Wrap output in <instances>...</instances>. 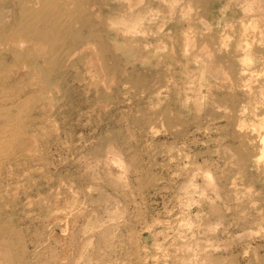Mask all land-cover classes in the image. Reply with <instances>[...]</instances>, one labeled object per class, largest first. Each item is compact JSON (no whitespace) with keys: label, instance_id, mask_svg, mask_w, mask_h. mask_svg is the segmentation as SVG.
<instances>
[{"label":"rangeland","instance_id":"obj_1","mask_svg":"<svg viewBox=\"0 0 264 264\" xmlns=\"http://www.w3.org/2000/svg\"><path fill=\"white\" fill-rule=\"evenodd\" d=\"M123 1L80 0V6H83L86 12L82 14L84 17L76 22L78 37L64 35L59 44L51 47L49 52L44 54L45 56L39 57V61H43L41 62L43 71L50 77L47 82H41V84L39 82L40 88L30 86L27 82L29 78L25 79L26 76L22 78L21 85L16 84L17 87L10 82L0 83V107L5 104V107L2 105L1 109L8 112V115H0V121L2 120L0 142H3L1 145L4 150L0 151L2 162H0V181L2 182H0V264H177V262L178 264H200L201 258L197 257L200 256L198 255L200 245L206 246L209 252L214 251V254L226 252V249L234 250L235 254L246 263L257 244L264 245V219L260 217L264 213V176L259 177L261 171L254 165L249 166L246 176L240 174L239 168L234 164V158L233 160L230 158L231 149L241 142L247 132L250 134L254 132L252 121L248 124L249 128L248 125L240 128L237 125L228 124L233 109L219 105L213 97L217 93H226L228 90L233 92L234 89L227 87L230 79L226 78L229 82L225 80L224 83L210 76L209 66L205 67L204 60L206 55L211 58L221 55L228 62L235 61L237 66H241L243 56L242 52H239L242 48L238 46L240 25L237 24L239 23L237 18L243 13L255 15L257 13L255 6L251 1L245 0H171V2L170 0H143L142 2L138 0L139 4L135 0H133L134 4L132 0ZM21 2L22 0H0L2 27L15 20ZM235 11L236 15L233 14ZM127 17L129 22L125 19ZM145 18L150 19L151 22ZM203 18L209 24H204ZM228 19L231 22H226ZM133 20L137 21L133 22ZM226 23L231 25L227 26ZM133 24L140 26L134 25V27ZM129 25L131 31L128 30ZM187 26L189 30H184ZM225 26L230 31L225 34L226 39H222L220 34L225 33ZM252 28L251 26V36H256L255 43H264L263 21L257 28ZM182 31L185 33L182 34ZM212 37L216 40L209 42ZM8 39L9 37L6 36L0 42V61L2 62L0 68H7L10 73H14L21 66L17 64L18 61L9 47L10 44H7ZM126 39L129 41L127 42ZM87 41L92 45L95 42L96 47L88 44L91 47L89 48L86 45ZM201 45L206 46V48L203 47L206 52ZM84 48L89 49L83 51ZM98 51L101 52L98 53ZM100 59L102 60L99 61ZM153 60H155L154 63ZM147 62L148 65H146ZM22 63L24 62L21 61ZM88 69L92 72L87 71ZM110 71L113 73H109ZM229 71L228 69V75ZM101 72L104 73L103 78ZM97 73H100L101 78ZM111 80L115 81L111 82ZM108 84L111 87L108 88ZM10 88H13L12 91ZM22 98L26 99L23 101ZM152 98H155L154 101ZM22 105L30 108L25 106L22 112H17V110L21 111ZM8 108L11 109L8 111ZM9 114L13 116L9 117ZM17 114L22 118H19ZM35 119L38 122L34 121ZM13 121L19 122V125L16 123L18 125L16 126ZM3 124L9 125L6 131ZM28 127H32L31 130ZM19 128L22 131L18 130ZM14 129L17 130L15 135L18 132L21 134L15 137L12 133ZM34 136L39 137L40 140ZM30 138L33 140H29ZM4 140H8L11 146L4 144L6 142ZM33 141L36 142L35 147ZM108 145L112 147V150L118 148L117 152L124 157L118 153L117 155L116 150L109 151L111 148ZM114 145H116L115 148H113ZM6 146H9L8 151H5ZM189 152L191 155H188ZM190 157L193 158L192 161ZM126 161L131 163L126 164L128 163ZM194 161L196 163H193ZM91 162H93L92 165ZM93 164L96 165L93 166ZM207 165L213 171H208ZM199 168L207 173L203 174ZM109 176L113 179H110V182ZM214 176H217L216 179ZM190 177L194 179L197 186L195 193L191 194L194 198L181 190L183 183ZM214 182L216 185L219 184V187L215 186ZM248 185L250 188H247ZM218 189L220 191H217ZM74 190L76 195L72 194ZM127 198L129 201L126 200ZM178 199L183 200L182 204ZM188 202L189 205H187ZM180 208L183 209L180 210ZM123 210L125 213L121 212ZM116 211L121 212L122 215L118 214V216L119 212ZM115 213L117 216L114 215ZM189 214L193 216L190 218ZM107 218L114 219L111 222L109 219L110 223H108ZM158 218L164 222L160 219L161 223ZM256 218L260 220L256 221ZM155 221L160 224L157 225ZM189 221L193 223L191 225H194L192 226L194 228L189 226ZM219 221L223 225L217 224ZM111 223L114 224V228L110 225ZM143 223L147 226L145 227ZM182 223L186 226L183 227ZM177 225L179 226L176 228ZM191 228L195 232H191ZM162 232H169L170 235L166 234L169 237L163 236L165 233ZM186 232L189 237L184 236ZM171 233L174 235L172 236ZM108 234H111V238ZM178 235L179 239H177ZM182 236L188 241L196 240L193 241L195 248L192 249L195 251H188L190 254L195 252L197 255L194 258L192 254L193 259L189 257L190 254L188 255L192 261L189 258L185 261L186 258H183L185 252H180L182 249L178 244L185 240ZM206 236L212 238V243ZM171 239L172 241L176 239L177 244L170 242ZM197 242L200 243L197 244ZM247 243L249 244L246 245ZM162 244L163 246L160 247ZM224 247L227 248L224 250ZM261 249L264 250V246ZM160 254H162L161 258ZM136 256H139L140 261Z\"/></svg>","mask_w":264,"mask_h":264},{"label":"bare ground","instance_id":"obj_2","mask_svg":"<svg viewBox=\"0 0 264 264\" xmlns=\"http://www.w3.org/2000/svg\"><path fill=\"white\" fill-rule=\"evenodd\" d=\"M117 1H119V0H117ZM123 1V0H122ZM131 1V0H130ZM135 1H137V3H138V0H135ZM134 1V2H135ZM143 0H140L139 2H142ZM148 1V0H147ZM177 1H179V0H177ZM245 1H247V2H249V1H251V3L255 6V10H257L256 12V14L254 15H250V14H248V13H243L239 18H237V21L239 22V23H237L238 25H240L239 26V31H240V43L238 44V46H241V48H242V51L241 50H239V52H242V58H241V61H242V64H241V66L239 67V66H237V64H235L234 62L235 61H233V62H228V60L227 59H225L223 56H221V55H215V57H213V58H211L209 55H206V58L204 59L205 60V67L206 66H209V75L210 76H212V77H215V78H217L219 81H225V80H227V79H230V84L227 86V87H231V88H233L234 89V91L233 92H230L229 90L226 92V93H217L213 98H214V101L216 102V103H218L219 105H224L226 108H231V109H233L232 110V112H231V117H230V121L228 122V124H231V125H237L238 127H240V128H244V127H246L249 123H250V121H252V125H253V130H254V132L252 133V134H250L249 132H247V134H245L244 135V138L241 140V142L239 143V144H237V145H235L234 146V148H232L231 149V151H232V153L230 154V158H231V160H233V158H234V164L239 168V172H240V174H242V175H247V173H248V168H249V166H256V168L257 169H260V176L259 177H261V176H264V130H263V128H264V43H262V42H260V43H255L256 41V36L255 35H253V36H251V30H250V28H251V26L255 29V28H257L258 26H259V23L261 22V21H263V24H264V0H245ZM123 2H125V0L123 1ZM133 4H134V2H133V0L131 1ZM130 2V3H131ZM170 2H171V0H170ZM176 2V1H175ZM221 2V1H220ZM147 3V2H146ZM173 3H174V1H173ZM139 4V3H138ZM218 4V3H217ZM247 4V3H246ZM77 5V6H76ZM81 5V2H80V0H22V2L20 3V6H19V9H18V12H17V16H16V18H15V20L14 21H12L9 25H7V24H5V25H3V27L0 25V42L1 41H3V38H5L6 36H8L9 37V39L7 40V41H9V42H7V44H10V49H11V51L12 52H14L15 53V56H16V59H17V64H19V66H21V68L17 71V72H14V73H10L9 72V70L6 68V69H4L3 67L2 68H0L1 70H0V83H8V82H10V83H12L13 85H14V87H17L16 86V84L17 85H21L20 83H22L23 81V77L24 76H26L25 77V79H27V78H29V80L27 81L28 83H29V85L30 86H36V87H39L40 88V86H39V82H40V84H41V82L43 83V82H47L48 80H49V75H47V73L46 72H44L43 71V68L41 67L42 66V64H41V62H43V61H39L40 60V58H41V56H43L45 53H47V52H49V50H50V48L51 47H53V46H55V45H57V44H59V41L61 40V38L64 36V35H69V37H78V35H79V31L76 29V22L78 21V20H80V19H82L84 16H82V14L83 13H85L86 12V10H85V8L82 6H80ZM120 6V5H119ZM135 7H136V5H134ZM146 6H147V4H146ZM170 6H171V4H170ZM218 6V5H217ZM151 8V7H150ZM171 8V7H170ZM144 10H145V8H144ZM149 10H151V9H149ZM153 10V9H152ZM91 11V10H90ZM126 11V10H125ZM138 11H139V8H138ZM245 11V10H244ZM250 11V10H249ZM254 11V10H253ZM140 12V11H139ZM149 11H147V13H148ZM136 13H137V11H136ZM141 13V12H140ZM236 11L235 12H233V14H235L236 15ZM142 14V13H141ZM144 14V13H143ZM132 15V14H131ZM145 15V14H144ZM144 15H142V17L144 16ZM138 16V15H137ZM141 16V15H140ZM147 16H150V15H147ZM153 16V15H152ZM151 16V17H152ZM160 16V15H159ZM132 17V16H131ZM131 17H130V19H131ZM139 17V16H138ZM138 17H136V18H138ZM157 17H158V15H157ZM112 18V17H111ZM123 18H124V15H123ZM133 18H135V16L133 17ZM153 18H154V16H153ZM160 18V17H159ZM172 17H170V19H171ZM118 19V18H117ZM122 19V18H121ZM126 20L128 19V17L127 18H125ZM125 19H124V21H125ZM138 19H140V18H138ZM146 19V18H145ZM149 19V18H148ZM155 19V18H154ZM99 20V19H98ZM113 20V19H112ZM132 20V19H131ZM142 20H143V18H142ZM147 20V19H146ZM150 20V19H149ZM149 20H147L148 22H151V21H149ZM232 20H233V18H232ZM120 21H122V20H120ZM120 21H118L119 23H120ZM137 20H133V22H136ZM127 22H129L128 20H127ZM139 22H141V21H139ZM138 22V24H140ZM143 22V21H142ZM141 22V23H142ZM226 22H231L229 19H228V21H226ZM112 23V22H111ZM125 23H126V21H125ZM131 23H132V21H131ZM155 23H156V20H155ZM203 23L204 24H209V22L208 21H206L205 20V18H203ZM117 24V23H116ZM130 24V23H129ZM138 24H133V26L135 25H138ZM151 24V23H150ZM163 24V23H162ZM194 24V23H193ZM123 26H124V23L122 24ZM149 25V24H148ZM225 25H227V26H230L231 24L230 23H226ZM125 26H127L126 24H125ZM130 26V25H129ZM134 26V27H135ZM138 26H140V25H138ZM143 26V25H142ZM190 26V25H189ZM134 27H132V28H134ZM191 27V26H190ZM211 27V26H210ZM115 28V27H114ZM129 28H131V26L130 27H128V30H129ZM150 28V27H149ZM208 28V30H209V27H207ZM252 28V29H253ZM135 29V28H134ZM141 29H143L142 27H141ZM126 30V29H125ZM138 30V29H137ZM184 30H189L188 29V26L187 27H185V29ZM183 30V31H184ZM224 30H225V33H222V34H220L221 35V37H222V39H226V37H225V34L226 33H228L230 30L229 29H227V27L225 26V28H224ZM121 31V30H120ZM129 31H131V30H129ZM135 31V30H134ZM139 31H141L140 30V28H139ZM182 31V34L183 33H185V32H183ZM122 32V31H121ZM124 32V31H123ZM146 32V31H145ZM144 32V33H145ZM2 33V34H1ZM117 33V32H116ZM119 33V32H118ZM126 33H127V31H126ZM132 33H133V29H132ZM131 33V34H132ZM125 34V33H124ZM134 34H136L135 32H134ZM139 34V33H138ZM191 34V33H190ZM189 34V35H190ZM71 35V36H70ZM144 35V34H143ZM154 35V34H153ZM166 35V34H165ZM192 35H195V34H192ZM4 36V37H3ZM181 36V35H180ZM236 36V35H235ZM263 36V35H262ZM193 37V36H192ZM191 37V38H192ZM228 37V36H227ZM122 38H124V37H122ZM191 38H189V39H191ZM195 38V37H194ZM262 38V37H261ZM68 39V38H67ZM88 39V38H87ZM162 39V38H161ZM193 39V38H192ZM230 39V38H229ZM194 40V39H193ZM216 39H215V37H212L211 38V41H209V42H214ZM126 41H127V39H126ZM129 41V40H128ZM127 41V42H128ZM196 41V40H195ZM88 42V41H87ZM123 42H125V41H123ZM95 43V42H94ZM93 43V45H95ZM126 43V42H125ZM145 43V42H144ZM144 43H143V45H144ZM167 43V42H166ZM193 43L195 44V42L193 41ZM192 43V44H193ZM206 43V42H205ZM88 44H90V46L92 45V43H90V42H88L86 45L88 46ZM130 44V43H129ZM151 44V43H150ZM190 44V43H189ZM188 44V45H189ZM92 45V46H93ZM125 45V44H124ZM142 45V46H143ZM85 46V45H84ZM90 46H88L89 48H91ZM133 46V45H132ZM135 46V45H134ZM148 46H151V45H148ZM147 46V48H150V47H148ZM156 46V45H155ZM168 46V45H167ZM194 46V45H193ZM196 46V45H195ZM224 46H226L225 44H224ZM95 47H96V45H95ZM146 47V46H145ZM189 47V46H188ZM201 47L203 48V47H205L206 48V46H202L201 45ZM83 48V47H82ZM88 48V49H89ZM157 48V47H156ZM169 48V47H168ZM194 48V47H193ZM200 48V47H199ZM210 48V47H209ZM87 49V50H88ZM96 49V48H95ZM95 49H93V50H95ZM136 49V48H135ZM153 49H154V47H153ZM165 49V48H164ZM171 49H172V47H171ZM192 49V48H191ZM84 50H86L85 48L83 49V51ZM86 50V51H87ZM91 50V49H90ZM151 50V49H150ZM149 50V51H150ZM183 50V49H182ZM190 50V49H189ZM203 50L206 52V49H204L203 48ZM203 50H202V52H203ZM7 51V50H6ZM77 51V50H76ZM156 51V50H155ZM188 51V50H187ZM199 51V50H198ZM207 51H208V47H207ZM5 52V51H4ZM93 52V51H92ZM101 52V51H100ZM99 51H98V53H100ZM189 52V51H188ZM197 52V51H196ZM209 52H210V50H209ZM208 52V53H209ZM239 52H237V53H239ZM144 53V52H143ZM183 53H187V52H183ZM200 54H201V52H199ZM236 53V52H235ZM74 54V53H73ZM76 54V53H75ZM74 54V55H75ZM95 54V53H94ZM130 54V53H129ZM193 54V53H192ZM212 54V53H211ZM230 55H231V53H229ZM46 55V54H45ZM44 55V56H45ZM138 55H140V53L138 54ZM138 55H137V57H138ZM186 55V54H185ZM193 55H195V53L193 54ZM214 55H212V56H214ZM73 56V55H72ZM190 56V55H189ZM199 56V55H198ZM40 57V58H39ZM96 57L98 58V56L96 55ZM140 57V56H139ZM182 57V56H181ZM196 57V56H195ZM203 57V56H202ZM71 58V57H70ZM89 58V57H88ZM94 58V57H93ZM92 58V59H93ZM143 58V57H142ZM182 58H184V57H182ZM90 59H91V57H90ZM99 59V58H98ZM140 59V58H139ZM152 59V58H151ZM154 59V58H153ZM95 60V59H94ZM92 61L93 63L95 62V61ZM102 59H100L99 61H101ZM21 61L22 62H24V63H22L21 64ZM98 61V62H99ZM142 61H144L143 59H142ZM154 61L155 60H153V63H154ZM200 61V60H199ZM240 61V62H241ZM20 62V63H19ZM2 62L0 61V64H1ZM89 63H91V62H89ZM92 63V64H93ZM134 63V62H133ZM142 63V62H141ZM151 63V62H150ZM152 63V64H153ZM171 64V63H170ZM199 64V63H198ZM202 64V63H201ZM98 65H102V64H99L98 63ZM144 65V64H143ZM146 65H148V62H147V64ZM196 65V64H195ZM93 66V65H92ZM103 66V65H102ZM135 66V65H134ZM145 66V65H144ZM150 66V65H149ZM200 66V65H199ZM155 67H157V66H155ZM184 67H186V66H184ZM142 68V67H141ZM207 68V67H206ZM92 69V68H91ZM91 69L89 70H87V71H89L90 73L92 72L91 71ZM154 69V68H153ZM164 69V68H163ZM163 69H161V71L163 70ZM228 69L230 70L229 72V75H228V73H227V71H228ZM95 70H99V69H95ZM101 70V69H100ZM102 70H103V68H102ZM138 70V69H137ZM150 70H151V68H150ZM146 71V70H145ZM152 71V70H151ZM160 71V70H159ZM160 71V72H161ZM179 71V70H178ZM183 71V70H182ZM98 72V71H97ZM157 72V71H156ZM183 72H185V71H183ZM109 73H113V72H109ZM179 73V72H178ZM177 73V74H178ZM181 73V72H180ZM89 74V73H88ZM100 74V73H99ZM99 74L97 73V75L99 76ZM104 73H102L101 72V75H102V78L104 77V75H103ZM183 74V73H182ZM189 74V73H188ZM81 75H83V74H81ZM106 75V74H105ZM128 75V74H127ZM132 75H134V74H132ZM192 76V75H191ZM81 77H83V76H81ZM93 77V76H92ZM100 77V76H99ZM128 77V76H127ZM148 77V76H147ZM190 77V76H189ZM188 77V78H189ZM101 78V77H100ZM99 78V79H100ZM169 78V77H168ZM227 78V79H226ZM88 79V78H87ZM111 79H113V77L111 78ZM121 79V78H120ZM91 80H93V78H91ZM103 80H105V79H103ZM107 80V79H106ZM169 80V79H168ZM87 81V80H86ZM85 81V82H86ZM96 81H97V79H96ZM112 81H115V80H111V82ZM185 81V80H184ZM188 81V80H187ZM191 81V80H190ZM99 82H100V80H99ZM103 82V81H102ZM126 82V81H125ZM208 82V81H207ZM227 82H229L228 80H227ZM91 83V82H90ZM104 83V82H103ZM154 83V82H153ZM169 83V82H168ZM185 83V82H184ZM203 83V82H202ZM221 83V82H220ZM225 83V82H224ZM224 83H223V85H224ZM96 84H97V82H96ZM110 84V83H109ZM109 84H108V88L109 87H111V86H109ZM151 84V83H150ZM55 85V84H54ZM92 85V84H91ZM105 85H106V81H105ZM24 86H26V85H24ZM208 86H209V84H208ZM216 86V85H215ZM13 87V86H12ZM46 87V86H45ZM154 87V86H153ZM207 87V86H206ZM217 87V86H216ZM224 87H226V86H224ZM38 88V89H39ZM44 88V87H43ZM50 88V87H49ZM108 88H106V90L108 91ZM118 88V87H117ZM151 88V87H150ZM156 88V87H155ZM221 88H222V86H221ZM7 89V88H6ZM13 89V88H12ZM12 89L10 88V90L12 91ZM90 89V88H89ZM223 89V88H222ZM242 89V90H241ZM2 90H3V88H2ZM7 90H9V88L7 89ZM14 90H16V89H14ZM13 90V91H14ZM20 90V89H19ZM43 90V89H42ZM46 90V89H45ZM134 90V89H133ZM154 90V89H153ZM208 90H209V88H208ZM1 91V90H0ZM4 91V90H3ZM96 91V90H95ZM158 91H160V90H158ZM240 91V92H239ZM4 92H6L7 93V91H4ZM8 92H10V91H8ZM19 92V91H18ZM17 92V93H18ZM33 92H35V91H33ZM13 93V92H12ZM159 93V92H158ZM205 93L207 94V92L205 91ZM241 93V94H240ZM3 94V93H2ZM1 94V95H2ZM7 94H9V93H7ZM6 94V95H7ZM149 94H151V93H149ZM161 94V93H160ZM15 95V94H14ZM20 95V94H19ZM18 95V96H19ZM31 94H29V96H30ZM43 95V94H42ZM96 95V94H95ZM196 95V94H195ZM2 96H4V95H2ZM8 96V95H7ZM17 96V97H18ZM28 96V95H27ZM26 96V97H27ZM29 96L27 97V99H29ZM32 96V95H31ZM25 97V96H24ZM148 97H149V95H148ZM152 97V96H151ZM5 98V97H4ZM9 98V97H8ZM10 98H12V97H10ZM9 98V99H10ZM95 98H96V96H95ZM150 98V97H149ZM19 99V98H18ZM24 99H26V98H24ZM24 99L22 98V100L24 101ZM154 99L155 98H152V100L154 101ZM31 100V99H30ZM34 100H35V98H34ZM149 100V99H148ZM19 101V100H18ZM17 101V102H18ZM21 101V100H20ZM33 101V100H32ZM103 101V100H102ZM16 102V103H17ZM25 102H26V100H25ZM30 102V101H29ZM45 102H46V100H45ZM54 102V101H53ZM159 102V101H158ZM162 102H163V99H162ZM14 103V102H13ZM13 103H11L12 105H13ZM16 103H14V104H16ZM58 103V102H57ZM155 103V102H154ZM157 103V102H156ZM228 103V104H227ZM7 104V103H6ZM102 104V103H101ZM159 104V103H158ZM158 104H157V106H158ZM3 105V104H2ZM2 105H1V107H2ZM26 105H27V102H26ZM25 105V106H26ZM50 105H51V103H50ZM95 105V104H94ZM4 107H5V104L3 105ZM25 106H20V107H22L21 108V111H18L17 110V112H22V109H24L25 108ZM28 106V105H27ZM26 106V107H27ZM43 106V105H42ZM151 106H153V105H151ZM157 106H155V107H157ZM1 107H0V115H6L8 112L7 111H4V110H2L1 109ZM44 107V106H43ZM144 107V106H143ZM171 107V106H170ZM16 108V107H15ZM17 108H19V107H17ZM27 108H30V107H27ZM153 109H154V107H152ZM223 108V107H222ZM9 109H11V108H8V111H9ZM53 109V108H52ZM55 109V108H54ZM206 109V108H205ZM19 110H20V108H19ZM143 110V109H142ZM169 110H170V108H169ZM172 110V109H171ZM11 111V110H10ZM15 111V110H14ZM26 111V110H25ZM32 111H33V109H32ZM139 111V110H138ZM137 111V112H138ZM16 111H15V113L14 114H16L17 113ZM42 112H43V110H42ZM47 112V111H46ZM46 112H44V113H46ZM135 112H136V110H135ZM149 112V111H148ZM23 113H25L24 111H23ZM11 114H13V113H11ZM11 114H9V117H12L13 115H11ZM47 114V113H46ZM8 115V114H7ZM11 115V116H10ZM18 115V114H17ZM19 115H20V113H19ZM18 115V117L19 118H22L21 116H19ZM48 115V114H47ZM26 116V115H25ZM24 116V117H25ZM135 116H137V114L135 115ZM143 116H144V114H143ZM3 117V116H2ZM14 117H16V116H14ZM26 117H28V116H26ZM17 118V117H16ZM15 118V119H16ZM257 118V120H255ZM8 119V118H7ZM9 120H10V118H9ZM23 120V119H22ZM25 120V119H24ZM37 119H35L34 121H36ZM44 120H46V118L44 119ZM2 121V120H1ZM0 121V122H1ZM12 121V120H11ZM20 121V120H19ZM42 121V120H41ZM6 122V121H5ZM14 122V121H13ZM36 122H38V121H36ZM39 122H40V119H39ZM130 122V121H129ZM136 122V121H135ZM15 123V125L16 126H18L19 125V122H17V121H15L14 122ZM18 125H17V124ZM10 124V123H9ZM49 124V123H48ZM47 124V126H49ZM1 125V124H0ZM4 125V124H3ZM2 125V126H3ZM13 125V124H12ZM11 125V126H12ZM15 125H13V126H15ZM24 125V124H23ZM22 125V126H23ZM57 125V124H56ZM195 125V124H194ZM9 126V125H8ZM8 126H5L4 125V129H5V131H6V128L8 127ZM153 126V125H152ZM185 126H187V125H185ZM184 126V127H185ZM13 128H15V127H13ZM13 128H12V130H13ZM29 128V127H28ZM32 128V127H31ZM31 128H29L30 130H31ZM193 128H194V126H193ZM248 128H249V125H248ZM1 129H2V127H1ZM4 129H2L3 131H4ZM17 129V128H16ZM142 129V128H141ZM183 129V128H182ZM192 129V128H191ZM246 129V128H245ZM7 130H10L11 131V129H7ZM18 130H21L20 128L18 129ZM47 130V129H46ZM152 130V129H151ZM153 130H154V128H153ZM159 130V129H158ZM248 130V129H247ZM22 131V130H21ZM129 131V130H128ZM127 131V132H128ZM2 132V131H1ZM0 132V133H1ZM9 132V131H8ZM17 132V130L15 131V129H14V132H12V133H14V136L16 137V135L17 134H21V133H17L16 135H15V133ZM35 132H37V131H35ZM6 133V132H5ZM9 133H11V132H9ZM140 133V132H139ZM228 133V132H227ZM138 134V133H137ZM1 135V134H0ZM4 135V134H3ZM6 135V134H5ZM107 135V134H106ZM7 136V135H6ZM5 136V137H6ZM9 136V135H8ZM11 136V135H10ZM40 136V135H39ZM0 137H2V136H0ZM35 137V136H34ZM218 137H220V136H218ZM8 138H10V137H8ZM7 138V139H8ZM33 138V137H32ZM36 138V137H35ZM133 138V137H132ZM140 138V137H139ZM149 138V137H148ZM196 138V137H195ZM4 139V138H3ZM13 139H15V138H13ZM36 139H39V137L38 138H36ZM134 139H136V137L134 138ZM185 139V138H184ZM201 139V138H200ZM2 140V139H1ZM16 140V139H15ZM29 140H31V138L29 139ZM33 140V139H32ZM31 140V141H32ZM40 140V139H39ZM38 140V141H39ZM99 140V139H98ZM155 140V139H154ZM4 141H6L4 144H10V142L8 141V140H4ZM7 141L9 142V143H7ZM20 141V140H19ZM31 141H30V143H31ZM218 141V140H217ZM149 142V141H148ZM3 143V142H2ZM1 142H0V151L2 152V151H4L3 150V146L1 145L2 144ZM13 143V142H12ZM34 143H36L35 141H33V145H34V147H35V145L36 144H34ZM133 143V142H132ZM238 143V142H237ZM112 145H113V142L111 143ZM116 144V143H115ZM191 144V143H190ZM26 145V144H25ZM101 144H99V146H100ZM163 145V144H162ZM10 146H11V144H10ZM13 146V145H12ZM105 145H103V147H104ZM109 147H110V145H108ZM7 148L5 149V151H8V148H9V146H6ZM33 147V148H34ZM102 147V148H103ZM116 147V145H114V147L113 148H115ZM118 147V146H117ZM229 147V146H228ZM11 148V147H10ZM27 148V147H26ZM108 148V147H107ZM111 149H109V151L110 150H112V147H110ZM139 148V147H138ZM211 148H212V146H211ZM12 149V148H11ZM28 149V148H27ZM118 149V148H117ZM117 149H113L112 151H114V150H116L115 152H116V154L118 153L117 152ZM189 149V148H188ZM24 150V149H23ZM30 150H32V149H30ZM34 150V149H33ZM32 150V151H33ZM108 150V149H107ZM119 150V149H118ZM180 150V149H179ZM103 151V150H102ZM108 152V151H107ZM128 152V151H127ZM164 152V151H163ZM187 152V151H186ZM185 152V153H186ZM105 153H106V151H105ZM172 153V152H171ZM177 153V152H176ZM180 153V152H179ZM184 153V152H183ZM7 154H8V152H7ZM120 156H122V157H124V155H122L121 153H118ZM117 154V155H118ZM191 155V153L189 152L188 153V155ZM23 155H24V152H23ZM23 155H21V156H23ZM139 155V154H138ZM146 155V154H145ZM180 155V154H179ZM179 155H178V157H179ZM16 156V155H15ZM14 156V157H15ZM95 156V155H94ZM3 157H5V156H3ZM96 157V156H95ZM106 157V156H105ZM140 156H138V158H139ZM213 157V156H212ZM16 158V157H15ZM97 158H100V157H97ZM143 158H144V155H143ZM214 158V157H213ZM132 159V158H131ZM190 159H191V157H190ZM7 160V159H6ZM5 160V161H6ZM11 160V159H10ZM126 160H128L127 158H126ZM144 160V159H143ZM160 160V159H159ZM187 160H189V158H187ZM193 160V158L191 159V161ZM202 160H204V159H202ZM205 160H206V158H205ZM208 160V159H207ZM8 161V160H7ZM180 161V160H179ZM178 161V162H179ZM197 161V160H196ZM196 161H194L193 163H196ZM201 161V160H200ZM215 161V160H214ZM213 161V162H214ZM1 162V161H0ZM96 162H98V161H96ZM122 162V161H121ZM126 162H128V161H126ZM133 162V161H132ZM210 162V161H209ZM223 162V161H222ZM2 163V162H1ZM0 163V164H1ZM19 163V162H18ZM92 163L93 162H91V165H92ZM95 163V162H94ZM99 163V162H98ZM129 163H131V162H128V163H126V164H129ZM122 164V163H121ZM175 164V163H174ZM173 164V165H174ZM178 164V163H177ZM184 164V163H183ZM187 164H188V162H187ZM199 164H201V163H199ZM205 164V163H204ZM203 164V165H204ZM10 165V164H9ZM8 165V166H9ZM94 165H96V164H93V166ZM98 165V164H97ZM120 165V164H119ZM131 165V164H130ZM130 165H128V168L129 169H131V166ZM206 165V164H205ZM127 166V165H126ZM195 166V165H194ZM98 167V166H97ZM132 167H134V166H132ZM198 167V166H197ZM207 167H208V165H207ZM207 167H206V169H207ZM123 168V167H122ZM145 168V167H144ZM210 167H208V169H209ZM97 169V168H96ZM127 169V168H126ZM128 169V170H129ZM211 169H212V167H211ZM105 170V169H104ZM119 170H120V168H119ZM127 170V171H128ZM137 169H135V171H136ZM175 170V169H174ZM197 170V169H196ZM202 170V168L200 169L199 168V171H201ZM231 170V169H230ZM101 171V170H100ZM106 171V170H105ZM113 171V170H112ZM123 171V170H122ZM130 171V170H129ZM139 171V170H138ZM194 171H195V169H194ZM208 171H213V170H208ZM232 171V170H231ZM117 172V171H116ZM124 172V171H123ZM126 172V171H125ZM131 172V171H130ZM129 172V173H130ZM202 172V171H201ZM215 172H216V170H215ZM225 172V171H224ZM97 173V172H96ZM100 173V172H99ZM112 173V172H111ZM133 173V172H132ZM142 173V172H141ZM203 174H206L207 172H205L204 170H203V172H202ZM209 173H211V172H209ZM214 173V172H213ZM213 173H211V174H213ZM219 173V172H218ZM217 173V176L219 175ZM98 174V173H97ZM109 175H110V172L108 173ZM114 174V173H113ZM119 174V173H118ZM137 174V173H136ZM139 174V173H138ZM192 174V173H191ZM199 174H201V173H199ZM221 174V173H220ZM104 175V174H103ZM112 175V174H111ZM125 175H126V173H125ZM183 175H184V173H183ZM194 175V174H193ZM202 175V174H201ZM140 176V175H139ZM209 176V175H208ZM216 176V177H217ZM224 176V175H223ZM100 177H102V176H100ZM105 177V176H104ZM112 177V176H111ZM124 177V176H123ZM127 177L129 178V176H128V173H127ZM135 177V176H134ZM137 177V176H136ZM189 177V176H188ZM215 177V176H214ZM216 177H215V179H216ZM218 177H220V176H218ZM61 178V177H60ZM127 178V179H128ZM173 178V177H172ZM186 178V177H185ZM202 178V177H201ZM234 178V177H233ZM258 178V177H257ZM104 179H106V178H104ZM110 179L111 180H113L112 178H110V176H109V182H110ZM195 179H197V178H195ZM206 179V178H205ZM218 179V178H217ZM220 179V178H219ZM139 180V179H138ZM194 179L193 178H191L190 177V179L187 181V179H186V181L183 183V185H182V189L181 190H184L187 194H189L190 196H192L191 194H193V192L194 191H196L197 190V186L195 185V181H193ZM213 180V179H212ZM236 180V179H235ZM234 180V181H235ZM5 181V180H4ZM34 181H35V179H34ZM60 181V180H59ZM133 181V180H132ZM136 181H137V178H136ZM217 181V180H216ZM215 181V182H216ZM1 182V181H0ZM6 182V181H5ZM61 182V181H60ZM134 182V181H133ZM206 182V181H205ZM204 182V183H205ZM214 182V183H215ZM255 182V181H254ZM2 183V182H1ZM108 183V182H107ZM128 183V182H127ZM248 183V182H247ZM66 184V183H65ZM111 184V183H110ZM158 184V183H157ZM4 185V184H3ZM60 184H58V186H59ZM240 185V184H239ZM63 186H65L64 184H63ZM67 186V185H66ZM70 186V185H69ZM96 186V185H95ZM119 186V185H118ZM131 186V185H130ZM215 186H218L219 187V184H217L216 185V183H215ZM214 186V187H215ZM224 186V185H223ZM229 186V185H228ZM240 186H242V185H240ZM244 186V185H243ZM71 187V186H70ZM120 187H122V186H120ZM181 187V186H180ZM249 187V185L247 186V188ZM1 188V187H0ZM4 188V187H3ZM2 188V189H3ZM57 188V187H56ZM63 188V187H62ZM69 188V187H68ZM67 188V189H68ZM93 188V187H92ZM115 188V187H114ZM127 188V187H126ZM125 188V189H126ZM201 188V187H200ZM250 188V187H249ZM128 189V188H127ZM180 189V188H179ZM216 189H217V187H216ZM220 189V188H219ZM217 190V191H220V190ZM251 189H253V187H251ZM250 189V190H251ZM57 190H59V189H57ZM79 190V189H78ZM101 190V189H100ZM102 190H104V189H102ZM123 190V189H122ZM131 190V189H130ZM133 190V189H132ZM131 190V191H132ZM180 190V191H181ZM248 190V189H247ZM76 190H74L73 191V193L72 194H74V192H75ZM98 191V190H97ZM131 191H129V192H131ZM180 191H178L179 193H180ZM59 192V191H58ZM57 192V193H58ZM67 192H68V190H67ZM94 192H95V190H94ZM125 192V191H124ZM128 192V193H129ZM141 192V191H140ZM209 192V191H208ZM252 192V191H251ZM69 193H70V191H69ZM127 193V192H126ZM195 193V192H194ZM239 193V192H238ZM121 194V193H120ZM131 194V193H130ZM162 194V193H161ZM173 194V193H172ZM219 194V193H218ZM74 195H76V193L74 194ZM127 195V194H126ZM143 195V194H142ZM209 195V194H208ZM220 195V194H219ZM58 196V195H57ZM71 196V195H70ZM123 196V195H122ZM170 196V195H169ZM194 196V195H193ZM192 196V197H193ZM59 197V196H58ZM79 197V196H78ZM77 197V198H78ZM112 197V196H111ZM132 197H134V195L132 196ZM177 197H179V195L177 196ZM185 197V196H184ZM191 197V198H192ZM206 197V196H205ZM123 198H124V196H123ZM125 198H126V196H125ZM143 198V197H142ZM171 198V197H170ZM187 198H188V195H187ZM190 198V197H189ZM194 198V197H193ZM250 198V197H249ZM254 198V197H253ZM71 199H74V198H71ZM111 199V198H110ZM238 199V198H237ZM240 199V198H239ZM104 200H105V198H104ZM126 200H128V198L126 199ZM142 200V199H141ZM179 200V199H178ZM183 200H185V198L183 199ZM183 200L181 199V201L183 202ZM197 200V199H196ZM253 200V199H252ZM39 201V203H40V200H38ZM46 201V200H45ZM51 201V200H50ZM107 201V200H106ZM105 201V202H106ZM115 201V200H114ZM113 201V202H114ZM121 201V200H120ZM129 201V200H128ZM180 201V200H179ZM181 201H180V203H181ZM186 201H188V200H186ZM185 201V202H186ZM190 201V200H189ZM192 201V200H191ZM264 201V200H263ZM47 203V202H46ZM49 203V202H48ZM100 203V202H99ZM107 203V202H106ZM117 203V202H116ZM179 203V204H180ZM194 203H195V201H194ZM252 203V202H251ZM113 204V203H112ZM112 204H111V206H112ZM182 204V203H181ZM184 204V203H183ZM186 204V203H185ZM184 204V205H185ZM51 205V204H50ZM49 205V206H50ZM59 205V204H58ZM81 205V204H80ZM120 205H122V204H120ZM138 205V204H137ZM187 205H189V202H188V204ZM107 206V205H106ZM109 206V205H108ZM173 206H174V204H173ZM51 207V206H50ZM70 207V206H69ZM77 207V206H76ZM89 207V206H88ZM117 207H118V205H117ZM137 207V206H136ZM149 207H150V205H149ZM169 207V206H168ZM171 207H172V205H171ZM171 207H169L170 209H171ZM184 207V206H183ZM52 208V207H51ZM61 208V207H60ZM82 208V207H81ZM84 208V207H83ZM94 208V207H93ZM96 208V207H95ZM125 208V207H124ZM155 208V207H154ZM185 208V207H184ZM187 208V207H186ZM190 208V207H189ZM44 209H46V208H44ZM47 209H48V207H47ZM73 209V208H72ZM90 209H92V208H90ZM116 209V208H115ZM118 209V208H117ZM139 209V208H138ZM144 209V208H143ZM158 209V208H157ZM183 208H180V210H182ZM89 210V209H88ZM94 210H96V209H94ZM99 210V209H98ZM122 210V209H121ZM185 211H187L186 209H184ZM183 210V211H184ZM236 210V209H235ZM262 210V209H261ZM52 211V210H51ZM104 211H105V209H104ZM120 211V210H119ZM119 211H116V212H119ZM125 210H123V211H121V212H124ZM142 211V210H141ZM160 211V210H159ZM167 211V210H166ZM169 212H170V210H168ZM182 211V212H183ZM46 212H48V211H46ZM121 212H119V213H117V215L119 214V215H122L121 214ZM178 212H180V211H178ZM84 213H86V212H84ZM90 213H92V212H90ZM94 213V212H93ZM97 213V212H96ZM106 213H107V211H106ZM125 213V212H124ZM143 213V212H142ZM156 213V212H155ZM181 213V212H180ZM197 213V212H196ZM195 213V214H196ZM199 213V212H198ZM201 213V212H200ZM199 213V214H200ZM239 213H241V212H239ZM95 214V213H94ZM141 214V213H140ZM157 214V213H156ZM194 214V215H195ZM102 215H104V214H102ZM110 215H112V214H110ZM114 215H116V213L114 214ZM116 215V216H117ZM118 215V216H119ZM143 215V214H142ZM176 215H179V214H176ZM183 215V214H182ZM185 215V214H184ZM94 217L96 216V215H93ZM189 216H190V214H189ZM193 216V215H192ZM192 216H190V218L192 217ZM251 216H253V215H251ZM98 217V216H97ZM102 217V216H101ZM142 217H144V216H142ZM177 217V216H176ZM183 217V216H182ZM181 217V218H182ZM188 217V216H187ZM195 217H197V216H195ZM255 217V216H254ZM260 217H262L263 219H264V213L263 214H261L260 215ZM100 218V217H99ZM104 218V217H103ZM115 218V217H114ZM114 218H112V220L114 219ZM120 218V217H119ZM156 218V217H155ZM162 218V217H161ZM161 218H158L159 220L158 221H160L161 223H162V219ZM189 218V217H188ZM91 219H92V217H91ZM94 219V218H93ZM96 219V218H95ZM110 219V218H109ZM109 219L107 218V220H108V223H110L112 220L110 219V222H109ZM162 221H161V220ZM164 219V218H163ZM198 219V218H197ZM251 219H253L252 217H251ZM255 219V218H254ZM257 219V218H256ZM98 220V219H97ZM154 220H157V219H154ZM167 220H169V218L167 219ZM166 219H165V221H167ZM199 220V219H198ZM200 220H201V216H200ZM219 220V219H218ZM258 220H260V219H257L256 221H258ZM262 220V219H261ZM96 221V220H95ZM102 221H105V220H102ZM145 221H146V219H145ZM191 221H193L192 219H191ZM250 221H252V220H250ZM255 221V222H256ZM92 222V221H91ZM138 222V221H137ZM152 222H154V221H152ZM156 223H157V221H155ZM164 222V221H163ZM176 222V221H175ZM190 222V221H189ZM213 222V221H212ZM216 222H218L217 220H216ZM100 223H101V220H100ZM106 223V222H105ZM107 223V224H108ZM159 223V222H158ZM158 223H157V225H158ZM170 223V222H169ZM169 223H167V225L169 224ZM174 222H172V224H173ZM193 223H194V221H193ZM193 223H191L190 222V224H189V226L190 227H192V226H194V225H191V224H193ZM195 223H198V222H195ZM222 223V222H221ZM221 223H220V221H219V223H217V224H219L220 226H221ZM98 224V223H97ZM119 224V223H118ZM117 224V225H118ZM144 224V223H143ZM155 223H153V225H154ZM160 224V223H159ZM178 224V223H177ZM200 224V223H199ZM198 224V225H199ZM213 224H215V223H213ZM212 224V225H213ZM233 224V223H232ZM231 224V225H232ZM252 224V223H251ZM112 227H113V225L114 224H110ZM145 225V224H144ZM152 225V226H153ZM156 225V226H157ZM170 225V224H169ZM204 225V224H203ZM222 225H223V223H222ZM253 225H254V223H253ZM91 226V225H90ZM95 226V225H94ZM98 226V225H97ZM108 226H109V224H108ZM147 225H145V227H146ZM150 226V225H149ZM151 226V227H152ZM155 226V227H156ZM179 225H177L176 226V228L178 227ZM182 226H183V223H182ZM184 226H186V225H184ZM183 226V227H184ZM200 226V225H199ZM206 226V225H205ZM204 226V227H205ZM215 226H217V225H215ZM117 227V226H116ZM180 227H181V225H180ZM201 227V226H200ZM199 227V228H200ZM225 227V226H224ZM223 227V228H224ZM226 227H228V226H226ZM225 227V228H226ZM91 228V227H90ZM114 228V227H113ZM112 228V229H113ZM192 228H194V227H192ZM191 228V229H192ZM104 229V228H103ZM131 229V228H130ZM145 229V228H144ZM231 229H233V228H231ZM261 229V228H260ZM107 230H109V228L107 229ZM115 230V229H114ZM152 230V229H151ZM159 230V229H158ZM177 230H179V229H177ZM193 230V229H192ZM191 230V232H195L194 230L192 231ZM203 230V229H202ZM224 229H222V231H223ZM227 230V229H226ZM255 230V229H254ZM257 230V229H256ZM116 231H117V229H116ZM140 231H142V230H140ZM149 231H150V228H149ZM168 231V230H167ZM182 231V230H181ZM217 231V230H216ZM233 231V230H232ZM259 231V230H258ZM114 232V231H113ZM132 232H133V230H132ZM131 232V233H132ZM170 232V231H169ZM169 232H162V233H165V234H163V236H165L166 234H169ZM188 232V231H187ZM187 232L186 233H184V236H186V237H189V235H187ZM214 232V231H213ZM247 232V231H246ZM249 232V231H248ZM251 232V231H250ZM116 233V232H115ZM141 233V232H140ZM172 233H173V229H172ZM171 233V235L173 236L174 234H172ZM179 233V232H178ZM177 233V234H178ZM212 233V232H211ZM254 233V232H253ZM135 234V233H134ZM138 234V233H137ZM136 234V235H137ZM151 234V233H150ZM186 234V235H185ZM191 235H195V234H193V233H190ZM199 234V233H198ZM202 233H200V235H201ZM228 234H230V233H228ZM260 234V233H259ZM109 235V234H108ZM107 235V236H108ZM170 235V234H169ZM169 235H166L165 237L167 238V237H169ZM181 235H183V234H181ZM250 235H251V233H250ZM111 236V234L109 235V237ZM131 236V235H130ZM152 236V235H151ZM154 236V235H153ZM184 236H182V238H184L185 240L184 241H182V242H180V244H178L179 246H180V248L182 249V251H180V252H185V256H184V253H183V256L182 255H179V256H182L183 258H186V259H184L185 261L186 260H188V258L189 257H193V255L192 254H194V258H196L195 257V252L193 253H188V251L190 250V251H195V250H192V249H194L195 248V245H194V243H193V241H196V240H189V241H192V242H189L188 240H186V237H184ZM216 236V235H215ZM227 235H225V237H226ZM238 236V235H237ZM263 236V235H262ZM161 237H162V234H161ZM201 237H203V236H201ZM208 239L207 240H210L211 241V243H212V238H209L208 236H206ZM223 237V236H222ZM227 237H229V235L227 236ZM111 238V237H110ZM110 238H108V239H110ZM157 238V237H156ZM166 238H162L163 240L164 239H166ZM182 238L180 237V239L182 240ZM191 238V237H190ZM194 238V237H193ZM196 238V237H195ZM194 238V239H195ZM220 238V237H219ZM259 238V237H258ZM261 238V237H260ZM264 238V237H263ZM161 239V240H162ZM174 239V238H173ZM177 239H179V235H178V237H177ZM189 239V238H188ZM197 239V238H196ZM215 239V238H214ZM228 239V238H227ZM226 239V240H227ZM231 239V238H230ZM237 239V238H236ZM102 240V239H101ZM159 240V239H158ZM216 240V239H215ZM244 240V239H243ZM109 241V240H108ZM107 241V242H108ZM111 241H112V239H111ZM136 242H140V241H137V240H135ZM143 241V240H142ZM155 241H156V239H155ZM175 241H177L176 239H175ZM174 240L172 241V239H171V241L170 242H174V243H176ZM198 241V240H197ZM200 241V240H199ZM202 241H204V240H202ZM205 241H206V238H205ZM222 241V240H221ZM225 241V240H224ZM228 241V240H227ZM239 241V240H238ZM264 241V240H263ZM218 242H219V240H218ZM251 242V241H250ZM97 243V242H96ZM147 243V242H146ZM152 243V242H151ZM150 243V244H151ZM155 243V242H154ZM169 243V242H168ZM182 243V244H181ZM191 243H193L192 245L194 246L193 248H192V245H191ZM200 243V242H199ZM198 242H197V244H199ZM214 243V242H213ZM262 243V242H261ZM110 244H111V242H110ZM134 244V243H133ZM137 244V243H136ZM143 244V243H142ZM161 244V243H160ZM177 244V243H176ZM176 244H174V245H176ZM249 243H247L246 245H248ZM254 244H256L255 242H254ZM141 245V244H140ZM178 245H177V249L179 248L178 247ZM206 245V244H205ZM230 245H232V244H230ZM230 245H228L229 247H231ZM236 245V244H235ZM87 246H89V245H87ZM112 246V245H111ZM143 246V245H142ZM154 246V245H153ZM161 246H163V244L162 245H160V247ZM169 246H170V244L168 245V248H169ZM172 247H173V245H171ZM217 246V245H216ZM224 246V245H223ZM226 246V245H225ZM233 246V245H232ZM242 246V245H241ZM251 246V245H250ZM264 245H262V244H257V246L253 249V253H252V256L249 258V261L248 262H246V263H244L236 254H235V252H234V250H227L226 248L227 247H224V250L226 249V252H222V253H218V254H214L213 252H209L210 250H208V248H206V246H201L200 245V250H199V252H198V255H200V256H197V257H199V258H201V261H199V259H194V260H197V261H199V263L201 264V262H202V264L203 263H205V264H264V250H262L261 248L263 247ZM136 247H137V245H136ZM165 247H166V245H165ZM164 247V248H165ZM211 247H212V244H211ZM210 247V248H211ZM214 247H215V245H214ZM249 247V246H248ZM99 248V247H98ZM112 248V247H111ZM143 248V247H142ZM174 248V247H173ZM209 248V249H210ZM217 248V247H216ZM233 248V247H232ZM246 248V247H245ZM244 248V249H245ZM166 249V248H165ZM175 249V248H174ZM138 250H139V248H138ZM218 250V249H217ZM247 250V249H246ZM81 251V250H80ZM189 251V252H190ZM197 251V250H196ZM222 251V250H221ZM243 251V250H242ZM241 251V252H242ZM79 252V251H78ZM145 252V251H144ZM144 252H143V254H144ZM176 252V251H175ZM188 254H187V253ZM247 252V251H246ZM86 253V252H85ZM178 253V252H177ZM177 253H171V254H173V255H175V254H177ZM79 254V253H78ZM139 254V256H140V253H138ZM163 254V253H162ZM162 254H160V258H161V255ZM168 254V253H167ZM182 254V253H181ZM191 255V256H189L188 257V255ZM137 255V254H136ZM142 255V254H141ZM165 255V254H164ZM169 255V254H168ZM178 255V254H177ZM139 256H136V257H138L137 259H138V261H140L139 260ZM157 256V255H156ZM244 256V255H243ZM151 257V256H150ZM165 257V256H164ZM166 257H167V255H166ZM175 257V260H176V256H174ZM181 258V257H180ZM191 258H189V259H191ZM246 258V257H245ZM136 259V258H135ZM179 259V258H178ZM193 259V258H192ZM192 259H191V261H192ZM83 260V259H82ZM146 260H147V258H146ZM145 260V261H146ZM174 260V261H175ZM193 260V261H194ZM167 261V260H166ZM165 261V262H166ZM177 261V260H176ZM179 261V260H178ZM181 262H182V259L180 260ZM179 261V262H180ZM190 261V260H189ZM190 261V263H192ZM246 261V260H245ZM188 262V261H187ZM198 263V262H197ZM177 264H178V262H177ZM188 264V263H187ZM196 264V263H195Z\"/></svg>","mask_w":264,"mask_h":264}]
</instances>
